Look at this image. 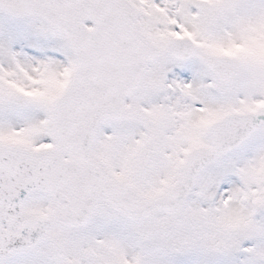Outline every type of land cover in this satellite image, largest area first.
<instances>
[{
  "label": "snow or ice",
  "instance_id": "1",
  "mask_svg": "<svg viewBox=\"0 0 264 264\" xmlns=\"http://www.w3.org/2000/svg\"><path fill=\"white\" fill-rule=\"evenodd\" d=\"M0 264H264V0H0Z\"/></svg>",
  "mask_w": 264,
  "mask_h": 264
}]
</instances>
